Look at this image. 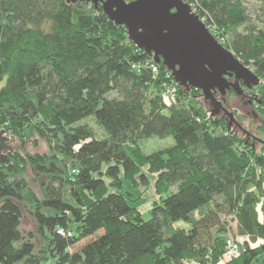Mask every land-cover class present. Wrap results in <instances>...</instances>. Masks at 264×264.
<instances>
[{"label": "trees", "instance_id": "1", "mask_svg": "<svg viewBox=\"0 0 264 264\" xmlns=\"http://www.w3.org/2000/svg\"><path fill=\"white\" fill-rule=\"evenodd\" d=\"M183 1L264 80V20L246 5L259 3L264 17V0ZM152 59L91 0H0V129L48 148L0 152V264H221L230 219L247 239L225 264L264 261V145L258 152L227 117H209L201 90L165 65L134 68ZM168 74L178 83L172 103ZM254 90L264 105V85ZM90 118L104 139L81 124ZM152 137L175 144L148 155L138 143ZM29 168L45 177L42 197ZM144 168L160 198L148 220L124 187L138 175L145 183ZM24 211L39 251L21 230Z\"/></svg>", "mask_w": 264, "mask_h": 264}, {"label": "water", "instance_id": "2", "mask_svg": "<svg viewBox=\"0 0 264 264\" xmlns=\"http://www.w3.org/2000/svg\"><path fill=\"white\" fill-rule=\"evenodd\" d=\"M82 1L67 0L73 4ZM100 1L104 13L126 28L129 39L151 55L156 64L171 70L182 86L200 89L208 97L216 89L225 92L231 88L227 77H234L238 85L249 81L251 88L264 83L211 35L183 0H91L97 8ZM229 101L234 106L231 98ZM248 106L245 103L237 109ZM218 107L226 110L221 102ZM212 113L218 115L220 111L216 108ZM225 114L235 122L233 113L226 110ZM11 141L8 131L1 130L0 152L25 144L12 147Z\"/></svg>", "mask_w": 264, "mask_h": 264}, {"label": "rangeland", "instance_id": "3", "mask_svg": "<svg viewBox=\"0 0 264 264\" xmlns=\"http://www.w3.org/2000/svg\"><path fill=\"white\" fill-rule=\"evenodd\" d=\"M246 5H247V8L249 10V13H250V16L252 17V19H254L256 21L264 20V17L262 16L263 15L262 11L260 9L261 6L259 3L255 2V1H251V2L247 3ZM221 45H223V44H221ZM236 97H237L236 95L231 96V100H232L234 106H232V104L230 103V107L232 109L236 110V112H235L236 116L233 113L234 118H235V122H233L229 117H227V119L230 122H232V126L237 129V131H238L237 134L240 136V138L247 140L250 142V144L252 143L253 145L257 146L256 150L258 152H260V151H262L261 146L264 145V112L257 111L255 114V113H253L251 106H248L247 108H245L241 111L238 110L237 108H239L240 106L245 104V101L241 100L240 98H236ZM198 100H200V102H202L204 104V106L207 109V112L209 114V117H211V118L218 117V115H213L212 111L216 110V107L214 105V101L215 102H221L220 100L215 99V97H213V99H212L210 97L205 96L203 91H201V95L199 96ZM221 103L223 104V102H221ZM81 124H87L90 127H92L94 129V131L96 133V137L98 139H104L106 137L105 133L95 123V121L93 119H91V118L87 119L85 122H82ZM1 130H4V129H0V131ZM10 144L12 147L22 146V143L20 141L13 140V138H12V141ZM174 144H175V142L172 138L160 139L157 137H152V138H148V139H144V140L140 141L138 143V147L142 150L143 153L149 155V154H152L154 152H158V151H162V150H165L167 148H170V147L174 146ZM15 149H18V151H21V152L46 153L48 148L44 142L39 141V147L37 149H35L33 147L32 143H25L22 148H15ZM127 150L130 154L131 153V147L128 146ZM141 173L144 174L146 177L145 183L140 178V175H138L137 179H136L137 182L135 185H132L131 183H129L127 181H124V187L127 190L133 192V194H135L136 198H138L136 200H140V202L142 204L140 207V211L143 215V219L148 220L151 217L150 216V210L152 209L153 204L155 202L159 201V199H160L159 196L157 195L156 189H155V182H156L157 176H156V174L149 173L147 168H144ZM120 177L123 178V174ZM25 178L29 182L30 187L33 189V191L36 193V195L38 197H42V188H43V184L45 182V177L37 176V174L34 172V170L32 168H29L28 173L25 176ZM174 189H176V187H174ZM196 216H198V214H196ZM175 227L189 228L190 225L186 224L185 222H178L175 225ZM21 230L25 236H29L30 234H32L33 242L35 243L36 248H37L36 251H39L43 246V240L36 233L35 221L29 215V213L27 211H24ZM230 237H234L235 239H237L241 243L245 242L247 239V238L246 239L242 238L241 236L239 237L237 222L233 221L232 219L228 220L227 233H226L225 240L227 238H230ZM88 240H90V239L84 240V241L80 242L79 244H77L73 248V251L80 250L86 244V242ZM228 261H230V259L225 255L222 259L221 264H225ZM21 264H23V263H21ZM255 264H264L263 258L261 259V261L259 263L255 262Z\"/></svg>", "mask_w": 264, "mask_h": 264}, {"label": "flooded vegetation", "instance_id": "4", "mask_svg": "<svg viewBox=\"0 0 264 264\" xmlns=\"http://www.w3.org/2000/svg\"><path fill=\"white\" fill-rule=\"evenodd\" d=\"M102 6V2H99V7ZM228 83L231 84V88L227 91H221L220 89H216L212 94H210L208 97L212 98L215 97V99L220 100L223 102L224 108L229 111L233 112L236 111L230 107V102L228 97L231 93L236 94V98H240L241 100L245 101V103H248L251 106V109L253 113L256 114L257 111H261L264 109V105L262 100L259 99L258 93L255 92V88L250 87L249 81H240V85L237 84V80L234 77H227ZM227 92V93H226ZM217 101V100H216ZM214 105L217 108V110L220 111L218 116H226V110L223 108L218 107V102L214 101ZM232 109V110H231Z\"/></svg>", "mask_w": 264, "mask_h": 264}, {"label": "built area", "instance_id": "5", "mask_svg": "<svg viewBox=\"0 0 264 264\" xmlns=\"http://www.w3.org/2000/svg\"><path fill=\"white\" fill-rule=\"evenodd\" d=\"M192 10L193 13L195 15H197L199 18L200 16L197 13V9L194 8L192 5ZM201 22L205 24L206 28L208 29V31L211 33V35L221 44L224 43L225 39L223 38V36L220 34V32L218 31V29L210 24H207L206 20L204 18H200ZM142 66L144 67H150L152 72L154 74L158 73V65L154 62V60L152 59L151 61H147L144 63V65H135L134 68H141ZM172 74H168V78L169 80H171V84L169 86L166 87L163 95L164 98L169 102H175L177 99V94H178V83L176 81H173L172 79ZM264 84V83H262ZM59 233H62L61 231H59ZM225 246H226V253L225 255L230 259H235L237 258L242 251V243L239 242L237 239H235L234 237H230L227 238L225 241Z\"/></svg>", "mask_w": 264, "mask_h": 264}, {"label": "bare ground", "instance_id": "6", "mask_svg": "<svg viewBox=\"0 0 264 264\" xmlns=\"http://www.w3.org/2000/svg\"><path fill=\"white\" fill-rule=\"evenodd\" d=\"M202 91V90H201Z\"/></svg>", "mask_w": 264, "mask_h": 264}]
</instances>
